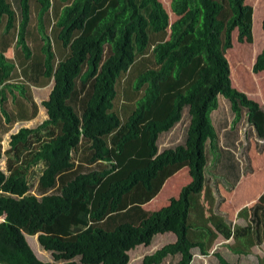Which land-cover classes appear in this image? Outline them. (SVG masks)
Returning <instances> with one entry per match:
<instances>
[{
    "label": "trees",
    "instance_id": "1",
    "mask_svg": "<svg viewBox=\"0 0 264 264\" xmlns=\"http://www.w3.org/2000/svg\"><path fill=\"white\" fill-rule=\"evenodd\" d=\"M31 1L16 0L17 60L0 51V128L7 132L18 120L35 117L32 87H54L41 102L46 120L11 134L4 152L0 136V160L6 156L5 172L0 168V264H129L132 250L165 233L176 239L143 250L139 264H193L197 249L207 255L201 195H219L216 175L231 178L225 193L232 194L247 170L229 149L232 131L212 121L218 99L233 115L229 129L246 117L264 140V109L233 87L224 55L233 32L238 42H253L254 8L246 0H172L177 18L171 22L159 0L139 6L136 0H35L36 35L28 28ZM13 12L0 0L6 30ZM28 37L39 38L37 50ZM253 71H264V46ZM120 96L130 104L117 109ZM185 120L184 141L162 149L160 140ZM83 145L86 163L95 168L74 173ZM213 153L220 167L212 173ZM38 166L35 194L29 178ZM181 172L178 196L153 213L142 211ZM250 212L252 224L231 230L217 218L214 230L225 239L254 232L261 243L264 195ZM26 235H36L54 260L39 259Z\"/></svg>",
    "mask_w": 264,
    "mask_h": 264
},
{
    "label": "rangeland",
    "instance_id": "2",
    "mask_svg": "<svg viewBox=\"0 0 264 264\" xmlns=\"http://www.w3.org/2000/svg\"><path fill=\"white\" fill-rule=\"evenodd\" d=\"M5 1L6 4L10 6L11 10H14V16L13 26L7 30L5 29L7 15L2 16V22L0 23V51L4 52L7 58H15L16 54L14 53V45L18 27L16 0ZM34 1L35 0H32L30 2L31 12L28 28L34 31L36 34L37 20L36 12L33 7L35 4ZM159 1L167 9L170 15V21L173 22L177 17L171 11L172 0ZM246 3L254 8V40L252 43L238 42L236 39V32H233V46L229 49H226L224 55L230 68L233 87L240 92L246 93L250 99L258 102L264 109V71L260 73H255L253 71V65L256 61V57L264 46V29L262 26V22L264 20V0H246ZM136 4L139 6L141 4V0H136ZM148 12L149 9H141V13L143 15H147ZM51 25L52 24L50 21L45 22V27L49 28V30H51ZM149 31L151 32V29ZM27 39L29 41V45L32 47V50H37L41 43L39 38L30 39V37H28ZM16 58L15 60H17ZM17 70H20V65L17 67ZM19 80L22 81L21 76ZM53 87L54 83L44 87L31 88L32 101L36 104L37 108V113L34 118L27 121L18 120L17 123L8 128L7 132H5L6 127L0 128L3 152L7 148V143L11 134L23 127L35 128L47 119L46 109L42 107L41 102L50 98ZM123 102L126 104H123ZM128 103L129 101H126L122 96H120V98L116 99L115 101L117 109L122 107V105L126 106ZM219 104V109L211 113L212 121L217 129L219 126H222L224 129H226V132L230 133V131H232L234 143L230 145L229 149H232L237 153V158L243 162V169H247L246 173H248L246 174L240 171L243 173V175L237 188L232 194L225 193V189L231 186V178H229L228 181H224L219 178V175H216L215 179L221 181L220 185L218 186L219 195H214L211 190H209L210 194H205V192H203L201 195L202 212L200 221L207 222V228L209 229L208 231L205 230V236L201 237L202 240H207V255L202 254V252L197 249L195 251L196 253L193 264H220L217 257L213 254L214 252L220 254L228 264H264V218H262V215L260 214L261 212L259 214L262 223L259 225L257 232L259 234L258 239H260L261 243L258 242L257 235L254 232L246 236H235L234 238L231 235L229 239H225L221 234L214 230V225L216 222H218L216 221L217 218L226 226L230 227L231 230L236 227H243L252 224L250 212L251 207L258 203L260 197L264 195L262 193L264 192V140H261L262 138L258 136L256 130L253 129L250 124H248L246 117H243L241 121L233 127V130L229 129L233 121V115L229 111L227 104L225 105L224 100L222 102L219 99ZM26 105L31 108L29 104ZM13 106L14 104L9 97L6 105V108L9 112L12 110ZM30 108L27 110L28 112H30ZM122 117L125 118V113L122 114ZM186 122L187 120L180 124L171 135L169 134L160 140L162 149L176 147L182 142V140L184 141V129H186ZM225 123H227V125L224 126ZM223 131L224 130H222V132ZM230 142L231 141L229 140L228 144H230ZM88 154L89 152L84 145L78 150V152H76L74 159L75 162L78 163L79 167L75 169L74 173L85 172L95 168L94 166H89L86 163L85 159ZM214 159L215 153H213L212 156L210 155L208 159V170H210L212 173L214 172L215 166L220 167L217 164L218 162H215ZM5 162L6 156L3 155L2 159L0 160V168L4 172L6 167ZM31 171L32 174L29 178V181L32 184L31 191L37 194L36 184L40 174L39 166L32 168ZM176 175L177 182L174 191L168 195L167 184L166 187H164L162 193H160L149 204L142 207V211L150 214L168 205L170 199L178 194V190L180 188L184 187L183 183L180 185V177H184L183 173H177ZM214 214L218 216H215ZM2 220H4V218H0V222ZM207 232L210 237H207ZM213 232L214 234L212 235ZM174 237L176 239V236ZM36 238V235H26V239L36 256L44 261H53L54 258L52 256V252L41 248V246L38 245L39 243L37 242ZM172 241L173 236L170 233L156 235L152 244L147 248L139 246L137 249L131 251L132 257L129 264H139L142 258L143 250H149L152 252L164 244ZM243 252H247V254H243ZM162 264H176V262L173 260L168 261V259H166Z\"/></svg>",
    "mask_w": 264,
    "mask_h": 264
},
{
    "label": "crops",
    "instance_id": "3",
    "mask_svg": "<svg viewBox=\"0 0 264 264\" xmlns=\"http://www.w3.org/2000/svg\"><path fill=\"white\" fill-rule=\"evenodd\" d=\"M222 102H223V100H222V98H219ZM218 99V100H219ZM230 141L232 142L233 141V137H231L230 138ZM230 142V143H231ZM176 182H177V175H175V177H172L171 179H169L168 180V195H169V193H171V192H173L174 191V188H175V185H176ZM263 191H264V189H263ZM263 194H264V192H262ZM176 196H178V194H176ZM170 234H172V236H173V241L175 240V234H173V233H170Z\"/></svg>",
    "mask_w": 264,
    "mask_h": 264
},
{
    "label": "water",
    "instance_id": "4",
    "mask_svg": "<svg viewBox=\"0 0 264 264\" xmlns=\"http://www.w3.org/2000/svg\"><path fill=\"white\" fill-rule=\"evenodd\" d=\"M4 220H2L1 222H3Z\"/></svg>",
    "mask_w": 264,
    "mask_h": 264
}]
</instances>
